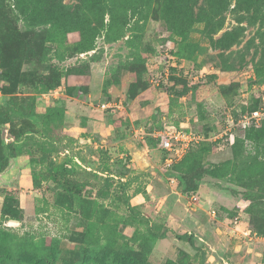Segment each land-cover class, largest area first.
Returning a JSON list of instances; mask_svg holds the SVG:
<instances>
[{"label": "rangeland", "instance_id": "1", "mask_svg": "<svg viewBox=\"0 0 264 264\" xmlns=\"http://www.w3.org/2000/svg\"><path fill=\"white\" fill-rule=\"evenodd\" d=\"M60 1L71 12L76 11L80 4L79 0ZM160 6L156 0L139 2L136 13H129L128 24L120 27V35L115 39L112 34L108 39L103 32L96 39L95 49L89 53L77 52L76 44L81 37L78 32H72L62 35L61 42L46 44L51 49L46 56L47 61H35L38 59L36 57L31 65L25 64L24 73L33 74L32 84L37 82L39 74H48L52 65L63 74L68 68H78L81 71L82 75L63 78L64 83L57 88L60 90L58 97L48 99L49 103L40 96L37 110L39 113L44 112L48 104L59 98L76 100L75 102L91 108L92 119L87 126L82 127L73 118L64 130L63 134L68 138V152L59 155L57 162H62L68 153L79 161L82 160L84 167L78 168L71 180L86 184L82 196L88 203L86 206H91L93 211L85 219L86 212L78 207L81 204L64 202L58 195L60 190L54 188L53 193L47 190L48 187L51 188L47 182L43 183L42 189L35 190L30 169L24 166L28 160L27 148H24V153L6 174V179L0 177V230L7 234L6 241L9 244L19 246L44 241L45 245H50L58 240L62 251L80 250L88 244L92 248L103 247L108 243L110 246L128 244L142 254L152 249V264H165L170 259L178 261L181 251L191 256L188 264H201L202 248L206 259L204 264H264V187L261 185L260 189L254 188L253 180L257 175L255 177L253 174L251 177L246 170L247 164L255 159L264 162V141L249 142L245 133L235 132L234 144L238 138L243 141L237 149L234 144L224 150L204 149L201 165L193 168H189L188 162L182 163L185 159L183 156L177 164L172 165V171L164 166L162 154H157L150 145L148 148L144 146L140 133L137 136L134 133L140 127L146 131L148 123L154 130H162L158 127L162 128L163 124L156 125L159 115H149L155 110L152 107L155 100L143 98L141 108L132 107L133 111L130 110L131 107L128 109L122 106L121 111L118 110L113 117L105 115V111L100 108L105 102L124 103V85L137 76L142 77L143 81H149L148 90L151 88L154 93H160L158 98L156 96L159 103L163 97L161 94H166L167 91L160 89L154 82L151 83L150 79L166 74V54L170 50L181 48L183 68L177 69L176 75L187 76L193 86L201 83L202 79L206 81L204 75L211 70H218V85L233 87L229 91L232 94L225 96L218 86L201 84L196 91L186 95L182 105L177 107L179 114L172 122L176 125L178 121L189 118L190 127L195 131L204 133L207 126L211 125L212 130L207 132L209 137L222 134L227 128L228 112L248 108L255 101L251 97L256 79L253 68L256 64H264V0H229L227 7L212 22L214 28L207 32L205 23L198 24L188 33L186 40L170 31L169 22L158 10ZM207 8L208 0H198L193 6V15L197 16ZM4 11L7 12L11 28L19 31L18 34L24 35L29 30L22 19L10 15L8 7ZM219 22L222 25L217 27ZM227 33L234 36L233 40L227 41L228 48L214 45V41ZM5 34L4 27L0 25V45L3 51H17L21 38L9 39ZM165 48L162 58L164 61L157 66L156 56L151 55ZM225 65L231 66L232 70L223 69ZM197 66L203 67L202 70L192 74V68ZM3 70L0 67V73ZM133 70L140 72L137 74ZM169 74L172 75L171 72ZM74 77L79 78L75 80ZM70 78L75 81L68 83ZM115 80L121 83L115 85ZM170 84L171 82L168 85ZM70 87L76 88L79 96L83 94L84 97H69L66 92ZM20 94L19 96L35 95L30 86L24 87ZM200 103L203 104L201 111L197 107ZM74 107L77 108H68L70 115L82 113L79 112L82 105ZM202 110L209 117L201 122L199 115ZM86 115L89 114L86 112ZM140 116L143 119L138 120ZM125 118L128 119L127 124L122 121ZM128 124L129 127L126 128ZM228 128L229 133L231 127ZM146 140L145 137V144ZM127 144H131L136 150L133 155L129 154ZM100 150L103 151L98 154ZM152 158H158L156 164L146 166L145 162L150 164L149 160ZM105 165L118 178L108 188V197L103 198L98 192L106 188ZM121 173L125 176L123 180L128 181L126 191L119 180ZM251 178L254 179L250 180ZM194 182L198 185V195H194L198 201H193L192 196L182 195L179 191ZM6 194L18 198L22 211L20 222L3 218L2 206ZM127 196L130 206L140 212L136 220H132V212L125 201ZM71 205L75 208L68 209L67 206ZM213 211H216V217L213 216ZM237 216L241 223L234 227L231 221ZM85 220L93 223L94 241L91 243L80 242L84 230L80 223ZM168 223L179 234L194 233L196 246L178 241L173 233L154 244L148 242L150 225ZM255 234L260 239H256Z\"/></svg>", "mask_w": 264, "mask_h": 264}, {"label": "trees", "instance_id": "2", "mask_svg": "<svg viewBox=\"0 0 264 264\" xmlns=\"http://www.w3.org/2000/svg\"><path fill=\"white\" fill-rule=\"evenodd\" d=\"M144 0H79L80 4L76 11H67L62 5L60 0H0V25L4 27L5 36L9 39H20L19 48L17 51L5 50L3 51L0 45V67H3V73H0V89L3 92L4 97L0 101V177H3L6 173L10 172V169L18 163L20 156L24 153V148H27L26 154L28 160L24 166L30 169L33 177V186L35 190L42 189L43 183H49L51 188L48 187V191L53 193L52 189H58L61 192L59 197L65 201H71L72 205L78 202L82 206H78L82 211L86 212L85 219H87L93 208L86 206V200L83 199V192L86 188V184L81 182H74L71 180L78 168H83L82 160H78L70 153L66 155V158L62 162H57V157L61 154L68 152V146L66 144V136L63 134L67 126L70 125V121L74 119L80 122L82 127L87 126V123L92 119L90 116L91 108L84 106L76 100L67 101L66 99H54L53 103L48 105L44 112L39 113L37 110L38 103L40 102V96L48 94L64 83L63 78H68L71 75H82L78 68H68L66 72L61 73L55 66H51L48 74H39L37 76V82L32 84L33 74L24 73V66L31 65L34 59L35 61H47L46 56L51 52V49L46 47L47 43L61 42V36L72 32H78L80 34V41L76 44L78 53H89L95 49V43L97 37L105 32V37H109L113 34L115 39L122 32L121 26L128 24L129 13L133 12V15L138 9V3ZM158 1V8L160 14L163 15L169 22L171 30L175 36L182 37V40H186L188 33L195 28L196 25L205 23V30L214 28L212 22L216 16L224 10L229 0H208V8L199 12L197 16L193 15V6L198 0H156ZM5 7H8L13 17L22 19L25 24L27 23V29H29L24 35L18 34L19 31L11 28V22L5 12ZM16 13V14H15ZM9 15V16H10ZM11 17V16H10ZM219 22L217 27L221 26ZM216 29V28H215ZM234 36L231 33L225 34L221 39L214 41V45L226 46L228 40H233ZM114 40V39H113ZM186 44V43H185ZM230 47V45H229ZM166 51L162 49L161 52H155L151 57L159 56ZM194 51V50H193ZM170 54L176 56L178 59H183V52L181 48L176 50H170ZM155 55V56H154ZM203 68V67H202ZM201 66H197L193 69L192 74L198 73L202 70ZM219 69V68H217ZM225 70H232L231 66L225 65ZM255 74L254 86L261 87L264 85V64H256L253 68ZM149 71V69H148ZM132 72H138L139 70H133ZM170 85L161 83L160 89L167 91L173 95L175 99H179L185 95H188L191 91H196L201 84L209 85L214 84L218 86L223 95L227 96L230 88L233 86L218 85L217 76L209 75L204 77L206 81L195 83L190 85V80L187 76L176 75L178 70L171 68ZM121 81L115 80L113 84L117 85ZM148 80H142V77L137 76L136 80L128 81L126 88V100L123 105L126 108H130L135 99L146 91L150 86ZM30 86L35 95L19 96L24 87ZM252 87V89L254 88ZM67 95L72 99H80L79 94L76 92V88L70 87L67 90ZM232 94V93H231ZM21 95V94H20ZM39 95V97H38ZM252 99H255L254 104L248 108L241 110H233V116L238 119L240 116L247 112H252L259 109L262 105V100L258 98L254 93L251 94ZM176 100V101H177ZM76 105H82L79 112L76 115H70L68 108H77ZM198 110L201 111L203 104H198ZM85 113H84V112ZM105 115L113 117L118 110H102ZM86 112L89 115H86ZM90 112V113H89ZM201 115V116H200ZM199 115L200 121L206 120L209 115L202 110ZM127 124L128 119H122ZM148 123L147 129L150 133L154 129ZM126 126V125H125ZM129 127V124L126 128ZM163 128V127H162ZM161 126L158 129H162ZM213 126L208 125L207 131H196L209 137V130H212ZM123 132L122 130H120ZM245 133L246 140L249 142H263L264 141V122L258 128H250L240 133ZM239 133V132H238ZM147 144L150 147L158 148V142L151 136H147ZM243 143L241 139H236L233 145L235 149L238 148L240 143ZM29 145V147H28ZM89 146V145H88ZM216 145L209 142H203L199 145L192 146L185 155V159L182 163L188 162L189 168H193L197 165H201L204 149H213ZM232 146V145H231ZM232 146V147H233ZM230 146H227L228 148ZM231 147V148H232ZM103 150L98 151L100 154ZM159 154H162V161L168 157V153L164 150H158ZM25 154V155H26ZM187 157V158H186ZM126 162V161H125ZM177 164V163H176ZM175 165V164H174ZM105 179L104 185L106 188L100 190L99 196L106 198L109 195L108 188L114 179L118 177L112 173V170L107 165L104 166ZM172 171L174 166L169 167ZM247 175L251 177L257 175V177L251 178L254 181V188L262 185L264 187V162L258 159L253 160L246 167ZM257 172V174H255ZM99 173V172H97ZM173 173V172H172ZM254 174V175H253ZM253 175V176H252ZM125 176L120 174L119 180L122 188L126 191L128 187V181H124ZM192 183V182H191ZM189 183L188 187L180 188V192L185 196L198 195V185ZM264 192V191H263ZM258 195H261L258 194ZM191 197V198H192ZM128 208L131 210L132 220L138 219L140 212L137 208L130 206L128 196L125 198ZM68 205V204H66ZM67 206L68 209L75 208V206ZM81 211V212H82ZM22 211L20 208V202L18 198L12 197L10 194L5 195V201L2 206V216L7 221L22 220ZM92 225L90 220H85L80 223V226L84 228L81 233L82 243H91L94 241L92 237ZM256 232L259 236L261 233ZM148 242L154 244L158 240L168 238L169 233H173L174 237L178 241H184L190 243L192 247H195V234L184 233L179 234L169 226H149L148 227ZM264 236V235H263ZM7 234L0 230V264H152L150 254L152 249L142 254L135 251L127 245L110 246V243L103 247L92 248L89 244L87 247H83L80 250L71 249L68 251H62L60 248V242L54 240L50 245H45L44 241L40 244L25 243L19 246L9 244L7 241ZM201 249V264H204L205 254ZM197 249V250H200ZM140 253V254H139ZM180 259L178 261L167 260L165 264H188L191 256L185 252H180ZM150 260H149V259Z\"/></svg>", "mask_w": 264, "mask_h": 264}, {"label": "built area", "instance_id": "3", "mask_svg": "<svg viewBox=\"0 0 264 264\" xmlns=\"http://www.w3.org/2000/svg\"><path fill=\"white\" fill-rule=\"evenodd\" d=\"M163 55L164 54L156 56L155 63L157 66L162 64V61H164L162 60V58L164 57ZM166 56L167 57L165 58L166 61L164 62V65L167 67V73L156 77V79L155 77H153L154 79H150L151 83L154 82L156 86H160L161 83H164L165 85H168L170 83L169 80L171 74H169V72H171V68H176L178 70L180 68H183L181 62L182 59H178L176 56L170 54L169 51ZM207 75H204V77H206ZM54 92L55 90L44 95L46 98H49L52 96V94H54ZM253 93L262 100L261 107L255 111L243 114L238 119H236L233 116L232 112L229 111L226 120L227 128L224 132H222V134H219L218 136L207 137L204 134L196 132L188 124H180L179 126H175L173 124H166L164 125L162 130H154L151 133V136L157 140L158 149L164 150L169 154L164 161V166L169 168L178 161H180L192 146L199 145L203 142H209L216 145L214 149L224 150L227 146H231L234 144L235 132L237 133L240 131H245L252 127H260L264 122V85L261 87L254 86L252 90V94ZM3 97V92L0 89V101ZM122 106L124 107L121 101L115 103L105 102L100 105V108L102 110L121 111ZM228 127H231V131L229 133L227 132V130L229 129ZM143 131L145 130L142 129L140 132L137 131L135 133H140V135H144L145 132ZM191 199L193 201H198V198L196 196H193ZM213 216H217L216 211H213ZM231 223L232 226L237 227L240 226L241 222L239 217L237 216L231 221ZM254 237L256 239H260V237L256 234L254 235Z\"/></svg>", "mask_w": 264, "mask_h": 264}, {"label": "crops", "instance_id": "4", "mask_svg": "<svg viewBox=\"0 0 264 264\" xmlns=\"http://www.w3.org/2000/svg\"><path fill=\"white\" fill-rule=\"evenodd\" d=\"M219 72L220 71H218V70H211V72L207 75V76H209V75H216L217 76V80L219 79V77H218V75H219ZM79 77H77V78H75L74 77V79L75 80H77ZM80 78H83V77H80ZM73 79V80H74ZM73 80L70 78V82L68 81V83H72L73 82ZM74 80V81H75ZM136 80V77L135 78H132V80H131V82H133V81H135ZM75 83V82H74ZM127 84H128V82H127ZM127 84H125L124 85V88H125V90H126V88H127ZM60 90H58V89H56L55 90V92H54V94H52V96L51 97H49V98H46L45 97V95H42V98L44 99V100H47V102H48V99L50 100L51 98H57L58 96V94L60 93L59 92ZM150 92V93H149ZM157 91H155V93L152 91V89L150 88L149 90L147 89L146 91H144L141 95H139L136 99H135V101L132 103V105H131V108H130V110L131 111H133V109H132V107H137V106H139L140 108H141V103H142V101L141 100H143V98L144 99H150L151 101L152 100H155V102L156 103H154L153 105H152V107L155 109V110H153L152 111V114H149L150 116L151 115H153V113H155V114H157V115H159V120H157L156 121V125L157 124H163V125H166V124H173V122L172 121H175V118L177 117L176 115H177V113H178V110H177V107L178 106H180V105H182L181 103H183V100H185V98H186V95L185 96H183V97H181V98H179L178 100L177 99H175V97L173 96V95H171V94H169L168 92L165 94V92L164 93H162L161 95L163 96L162 97V99L159 101V103H158V95L160 94H158V93H156ZM149 93V94H148ZM57 96V97H56ZM156 96H157V98H156ZM126 97V96H125ZM177 100V101H176ZM82 102V101H81ZM49 103V102H48ZM47 103V104H48ZM163 103V104H162ZM49 105V104H48ZM179 108V107H178ZM136 109H139V108H136ZM143 115L145 114V113H142ZM179 114V113H178ZM138 116V115H137ZM162 117V118H161ZM179 118V117H178ZM138 120H141V119H143V117L142 116H140V117H138L137 118ZM158 119V118H157ZM132 120V119H131ZM147 122H149V121H147ZM152 122V121H151ZM180 124H188V125H190V122H189V118H185V119H183L182 121H178L177 123H176V125L175 124H173V125H175V126H179ZM164 127V126H163ZM143 129V127L141 128L140 127V129L138 130H135L134 131V133L135 132H137V131H141ZM143 132H145L144 133V135H141V140H142V143H144V146H146L147 148L149 147V145L148 144H145L146 142L144 141V139H145V137H147V136H151V133L149 132V130L147 129L146 131H143ZM135 136H137V134L135 133ZM152 137V136H151ZM127 147H128V149H129V154L130 155H133V152H135L136 150L135 149H133L132 148V145L131 144H127ZM145 147V148H146ZM159 149L158 148H155V152L157 153V154H159V151H158ZM146 151H148V149L146 150ZM158 159V158H157ZM157 159H150L149 160V163L150 164H148V162H145V165L146 166H151V165H153V163H155V162H157ZM156 164V163H155ZM7 174V173H6ZM6 174L3 176L4 178L6 177ZM6 179V178H5ZM149 191V193H150V190H148ZM170 218H171V215L169 214V219H168V221H169V223H170ZM169 223L167 224V226H169L170 227V225H169ZM173 229V228H172ZM189 233H192V232H189Z\"/></svg>", "mask_w": 264, "mask_h": 264}]
</instances>
